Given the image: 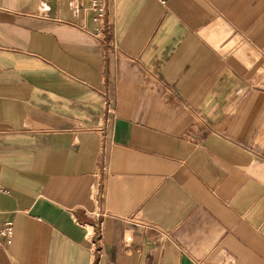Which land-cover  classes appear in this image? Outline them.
Wrapping results in <instances>:
<instances>
[{
  "label": "crops",
  "instance_id": "0c3cea01",
  "mask_svg": "<svg viewBox=\"0 0 264 264\" xmlns=\"http://www.w3.org/2000/svg\"><path fill=\"white\" fill-rule=\"evenodd\" d=\"M0 0V264H264V0Z\"/></svg>",
  "mask_w": 264,
  "mask_h": 264
},
{
  "label": "built area",
  "instance_id": "2783aa9c",
  "mask_svg": "<svg viewBox=\"0 0 264 264\" xmlns=\"http://www.w3.org/2000/svg\"><path fill=\"white\" fill-rule=\"evenodd\" d=\"M164 4L165 0H158ZM92 10L95 13V20H101L106 13V3L104 0H93ZM13 235V226L11 223H7L0 227V238L6 239L8 242Z\"/></svg>",
  "mask_w": 264,
  "mask_h": 264
}]
</instances>
